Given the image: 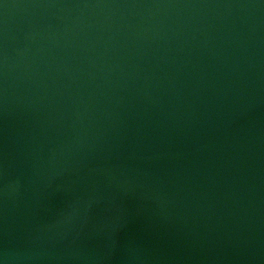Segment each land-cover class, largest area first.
Masks as SVG:
<instances>
[{"label": "water", "instance_id": "1", "mask_svg": "<svg viewBox=\"0 0 264 264\" xmlns=\"http://www.w3.org/2000/svg\"><path fill=\"white\" fill-rule=\"evenodd\" d=\"M4 264H264V0H0Z\"/></svg>", "mask_w": 264, "mask_h": 264}, {"label": "clouds", "instance_id": "2", "mask_svg": "<svg viewBox=\"0 0 264 264\" xmlns=\"http://www.w3.org/2000/svg\"><path fill=\"white\" fill-rule=\"evenodd\" d=\"M0 264H4V261L3 260H0Z\"/></svg>", "mask_w": 264, "mask_h": 264}]
</instances>
